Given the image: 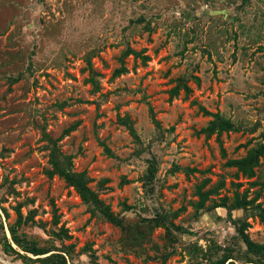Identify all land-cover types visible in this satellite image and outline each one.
I'll return each mask as SVG.
<instances>
[{
	"label": "rangeland",
	"instance_id": "1",
	"mask_svg": "<svg viewBox=\"0 0 264 264\" xmlns=\"http://www.w3.org/2000/svg\"><path fill=\"white\" fill-rule=\"evenodd\" d=\"M259 145L264 0H0V264H255L236 227L264 243V152L251 177L228 161Z\"/></svg>",
	"mask_w": 264,
	"mask_h": 264
},
{
	"label": "trees",
	"instance_id": "2",
	"mask_svg": "<svg viewBox=\"0 0 264 264\" xmlns=\"http://www.w3.org/2000/svg\"><path fill=\"white\" fill-rule=\"evenodd\" d=\"M186 89L189 90L188 87ZM202 110L207 113V111H205L203 108ZM231 127L232 123L228 119H225L219 114L215 113L214 121L205 130H207L208 132H212L217 129L219 132L220 130H228ZM263 152L264 145H259L256 148L249 149L245 156L229 160L228 163L235 166L237 170L240 171L243 175L251 177L254 174L253 167L257 164L258 157ZM49 161L52 167L50 173H56L61 176L67 184L71 185L76 190V192L80 195L83 201L92 204L95 209L100 211L107 218L114 220L113 215L107 210L106 206L98 198L97 193L88 186L87 177L85 176V174L72 170L71 159L69 156L61 154L58 149L54 147L50 151ZM154 172L155 168L152 164H150L149 179L153 178ZM198 192L200 193V199L199 202L196 203V211L205 208L204 202L207 196V192L201 191L200 187H198ZM248 202L249 201L246 199L245 196L242 198H236L232 203H227L226 198H221L218 202H212L210 205H208L207 209L209 210L219 206L227 208H247V205L249 204ZM159 218L156 219L157 222ZM247 225L248 223L242 220L236 227V231L245 245V253L243 258H245V262L264 264V243L255 242L249 237V235L245 232V227ZM9 232L14 243L22 247V249H24L25 251H31L38 254L45 253L49 250L44 249L42 247H38L33 242L25 241V239H22L17 235L15 228L12 226L9 227ZM7 245L10 246L8 243ZM229 255V253H223L220 258L211 261V264H225L228 259H231V256ZM44 260L46 264H66L64 257L57 253H51L50 255L46 256ZM226 264L235 263L233 262V260H230Z\"/></svg>",
	"mask_w": 264,
	"mask_h": 264
}]
</instances>
